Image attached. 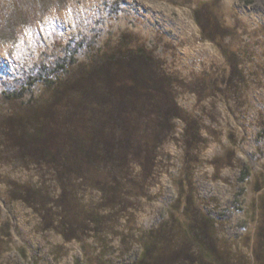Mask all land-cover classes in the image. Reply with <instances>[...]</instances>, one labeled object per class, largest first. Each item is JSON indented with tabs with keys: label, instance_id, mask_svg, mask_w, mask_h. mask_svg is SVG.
<instances>
[{
	"label": "rangeland",
	"instance_id": "374dc122",
	"mask_svg": "<svg viewBox=\"0 0 264 264\" xmlns=\"http://www.w3.org/2000/svg\"><path fill=\"white\" fill-rule=\"evenodd\" d=\"M137 47L165 74L177 116L134 138L130 193L110 203L91 183L77 189L74 237L54 176L4 148L0 264H88L87 255L129 263L140 236L158 228L175 231L174 264H264V0H0V120L43 97L44 81ZM155 115L145 116L148 127ZM13 183L48 197L18 196ZM185 206L202 219L217 261L188 260L190 241L170 218ZM87 208L102 215L96 229Z\"/></svg>",
	"mask_w": 264,
	"mask_h": 264
},
{
	"label": "trees",
	"instance_id": "16d2710c",
	"mask_svg": "<svg viewBox=\"0 0 264 264\" xmlns=\"http://www.w3.org/2000/svg\"><path fill=\"white\" fill-rule=\"evenodd\" d=\"M198 11L195 17L202 24ZM219 27L216 25L215 30ZM206 33L214 37L212 30ZM165 77L156 68L152 54L142 47L103 52L89 65L44 81L43 97L29 98L23 102L21 111L4 114L0 120V154L5 148L20 159L44 165L59 184L58 198L63 201L61 207H67V213L72 205L70 199L73 203L77 189L88 183L98 188L103 199L110 203L117 197L126 198V193H130L125 189L130 179L127 177L128 156L134 138L141 135L142 128L153 133L167 128L168 120L177 116L169 108L174 99ZM17 98L15 94L7 95L9 101ZM149 111L156 113L150 127L145 120ZM13 185L12 193L18 196L26 197L34 192L45 200L48 197L39 188L32 190L17 183ZM84 211L85 220L96 229L102 215L96 208ZM63 217L65 227L78 238L79 213H74L72 218L69 213ZM170 218L190 241L189 261L218 260L211 239L204 237L208 233L203 230L201 218H195L187 206L171 212ZM174 234L175 231L161 228L142 234L136 258L124 264H174V255L178 252L170 250ZM260 235L264 239V231ZM85 258L88 264H99L97 256Z\"/></svg>",
	"mask_w": 264,
	"mask_h": 264
}]
</instances>
